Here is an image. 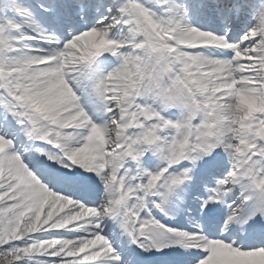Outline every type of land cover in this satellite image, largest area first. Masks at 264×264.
<instances>
[{"label": "snow or ice", "instance_id": "obj_1", "mask_svg": "<svg viewBox=\"0 0 264 264\" xmlns=\"http://www.w3.org/2000/svg\"><path fill=\"white\" fill-rule=\"evenodd\" d=\"M0 264H264V0H0Z\"/></svg>", "mask_w": 264, "mask_h": 264}]
</instances>
